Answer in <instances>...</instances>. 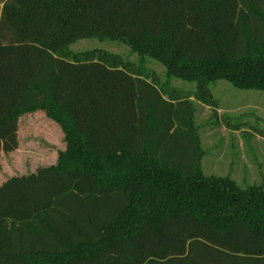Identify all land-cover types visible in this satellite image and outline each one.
Wrapping results in <instances>:
<instances>
[{
	"label": "trees",
	"instance_id": "1",
	"mask_svg": "<svg viewBox=\"0 0 264 264\" xmlns=\"http://www.w3.org/2000/svg\"><path fill=\"white\" fill-rule=\"evenodd\" d=\"M88 38L196 89L70 50ZM218 80L264 91V0H0V152L36 111L67 144L0 185V264H264V184L201 167L194 100L216 106Z\"/></svg>",
	"mask_w": 264,
	"mask_h": 264
},
{
	"label": "rangeland",
	"instance_id": "2",
	"mask_svg": "<svg viewBox=\"0 0 264 264\" xmlns=\"http://www.w3.org/2000/svg\"><path fill=\"white\" fill-rule=\"evenodd\" d=\"M103 50L120 55L153 75L160 86L192 94L196 83L167 76L159 61L139 54L119 40L88 38L70 46L73 52ZM152 79V78H150ZM216 106L195 103V123L201 140V167L206 175L228 176L241 186L264 184V91L238 89L227 80L210 84ZM19 147L0 152V185L14 175L28 174L57 162L67 147L61 126L43 111L19 119Z\"/></svg>",
	"mask_w": 264,
	"mask_h": 264
}]
</instances>
